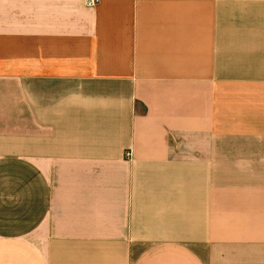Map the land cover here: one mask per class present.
I'll list each match as a JSON object with an SVG mask.
<instances>
[{
  "label": "crops",
  "instance_id": "0c3cea01",
  "mask_svg": "<svg viewBox=\"0 0 264 264\" xmlns=\"http://www.w3.org/2000/svg\"><path fill=\"white\" fill-rule=\"evenodd\" d=\"M0 264H264V0H0Z\"/></svg>",
  "mask_w": 264,
  "mask_h": 264
},
{
  "label": "built area",
  "instance_id": "2783aa9c",
  "mask_svg": "<svg viewBox=\"0 0 264 264\" xmlns=\"http://www.w3.org/2000/svg\"><path fill=\"white\" fill-rule=\"evenodd\" d=\"M97 0H85V3L87 6H91V5H94V3L96 2Z\"/></svg>",
  "mask_w": 264,
  "mask_h": 264
}]
</instances>
